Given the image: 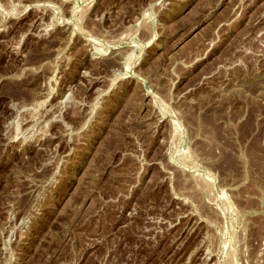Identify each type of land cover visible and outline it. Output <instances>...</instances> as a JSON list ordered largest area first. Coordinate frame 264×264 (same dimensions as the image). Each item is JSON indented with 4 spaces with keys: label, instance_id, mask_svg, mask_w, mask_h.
Segmentation results:
<instances>
[{
    "label": "rangeland",
    "instance_id": "obj_1",
    "mask_svg": "<svg viewBox=\"0 0 264 264\" xmlns=\"http://www.w3.org/2000/svg\"><path fill=\"white\" fill-rule=\"evenodd\" d=\"M0 264H264V0H0Z\"/></svg>",
    "mask_w": 264,
    "mask_h": 264
}]
</instances>
